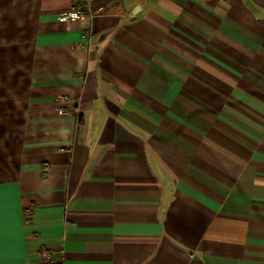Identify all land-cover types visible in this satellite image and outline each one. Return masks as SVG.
Returning <instances> with one entry per match:
<instances>
[{
  "label": "crops",
  "instance_id": "obj_1",
  "mask_svg": "<svg viewBox=\"0 0 264 264\" xmlns=\"http://www.w3.org/2000/svg\"><path fill=\"white\" fill-rule=\"evenodd\" d=\"M0 197L3 264H264V0H0Z\"/></svg>",
  "mask_w": 264,
  "mask_h": 264
},
{
  "label": "built area",
  "instance_id": "obj_2",
  "mask_svg": "<svg viewBox=\"0 0 264 264\" xmlns=\"http://www.w3.org/2000/svg\"><path fill=\"white\" fill-rule=\"evenodd\" d=\"M87 5L84 4L83 2H80V1H77L74 8H73V11L69 14V18L71 19H80V18H83L86 16L87 14ZM61 103H63L61 101ZM65 111L64 110H60V114H64ZM43 256L45 258H49L50 257V254L47 250L43 251Z\"/></svg>",
  "mask_w": 264,
  "mask_h": 264
},
{
  "label": "snow or ice",
  "instance_id": "obj_3",
  "mask_svg": "<svg viewBox=\"0 0 264 264\" xmlns=\"http://www.w3.org/2000/svg\"><path fill=\"white\" fill-rule=\"evenodd\" d=\"M6 243V228L3 199L0 197V264H3L2 256Z\"/></svg>",
  "mask_w": 264,
  "mask_h": 264
}]
</instances>
